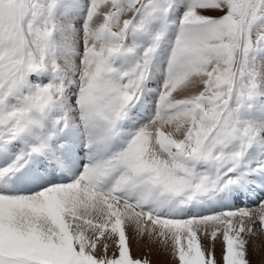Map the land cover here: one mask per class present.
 <instances>
[{"label": "snow or ice", "instance_id": "6c2138e0", "mask_svg": "<svg viewBox=\"0 0 264 264\" xmlns=\"http://www.w3.org/2000/svg\"><path fill=\"white\" fill-rule=\"evenodd\" d=\"M261 236L264 0H0V264H253Z\"/></svg>", "mask_w": 264, "mask_h": 264}, {"label": "rangeland", "instance_id": "374dc122", "mask_svg": "<svg viewBox=\"0 0 264 264\" xmlns=\"http://www.w3.org/2000/svg\"><path fill=\"white\" fill-rule=\"evenodd\" d=\"M205 243H207V241H205ZM254 243L256 245V251L254 252L252 247L250 246V249H249L250 254H251L250 258L252 259L253 264H259L260 255L262 252H264V236H261L258 239H256ZM134 244H137V245H134ZM145 244H147V243L142 242V243L138 244L135 239H132V253H133L134 257L140 258V257L147 256V258L152 262V258L156 255L157 259L160 260V264H173V261L171 260L170 256L166 255L164 252H162L159 247L157 248V246L154 247V246H149V245H145ZM219 251H220V248L218 245L217 246V255H219ZM153 253H154V255H153ZM150 255H153V256H150ZM152 264H154V263L152 262Z\"/></svg>", "mask_w": 264, "mask_h": 264}, {"label": "bare ground", "instance_id": "6f19581e", "mask_svg": "<svg viewBox=\"0 0 264 264\" xmlns=\"http://www.w3.org/2000/svg\"><path fill=\"white\" fill-rule=\"evenodd\" d=\"M134 245H137V244H134ZM145 245H147V244H145ZM140 246V245H139ZM143 246V245H142ZM154 246V245H153ZM147 247V246H146ZM155 247V246H154ZM158 248V247H157ZM154 250V249H153ZM159 250V249H158ZM157 250V251H158ZM156 253V252H155ZM152 254V253H151ZM153 255H154V253H153ZM153 255H150V256H153ZM156 256V255H155ZM151 257L152 258V262L154 263V264H160V260L159 259H157V256L156 257ZM163 263V262H162Z\"/></svg>", "mask_w": 264, "mask_h": 264}]
</instances>
